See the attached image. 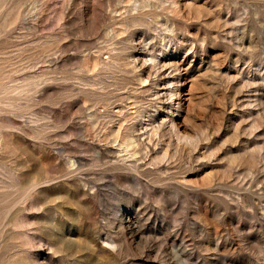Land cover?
I'll return each mask as SVG.
<instances>
[{
	"label": "rangeland",
	"instance_id": "rangeland-1",
	"mask_svg": "<svg viewBox=\"0 0 264 264\" xmlns=\"http://www.w3.org/2000/svg\"><path fill=\"white\" fill-rule=\"evenodd\" d=\"M0 264H264V0H0Z\"/></svg>",
	"mask_w": 264,
	"mask_h": 264
}]
</instances>
